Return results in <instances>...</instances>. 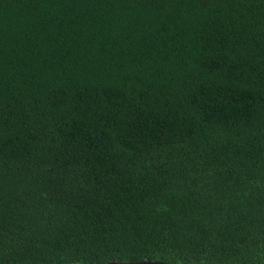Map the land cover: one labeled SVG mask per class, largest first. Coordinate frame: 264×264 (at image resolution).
<instances>
[{"label":"trees","instance_id":"16d2710c","mask_svg":"<svg viewBox=\"0 0 264 264\" xmlns=\"http://www.w3.org/2000/svg\"><path fill=\"white\" fill-rule=\"evenodd\" d=\"M264 264V0H0V264Z\"/></svg>","mask_w":264,"mask_h":264},{"label":"water","instance_id":"95a60500","mask_svg":"<svg viewBox=\"0 0 264 264\" xmlns=\"http://www.w3.org/2000/svg\"><path fill=\"white\" fill-rule=\"evenodd\" d=\"M72 264H175V263H167L162 261H153V260H139V261H115L109 260L100 263H72Z\"/></svg>","mask_w":264,"mask_h":264}]
</instances>
